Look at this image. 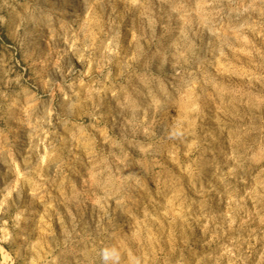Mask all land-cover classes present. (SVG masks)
<instances>
[{
    "label": "clouds",
    "instance_id": "9594fccd",
    "mask_svg": "<svg viewBox=\"0 0 264 264\" xmlns=\"http://www.w3.org/2000/svg\"><path fill=\"white\" fill-rule=\"evenodd\" d=\"M0 264H264V0H0Z\"/></svg>",
    "mask_w": 264,
    "mask_h": 264
}]
</instances>
